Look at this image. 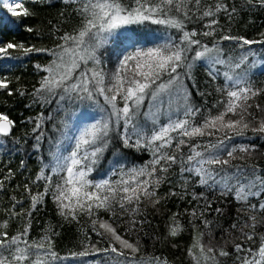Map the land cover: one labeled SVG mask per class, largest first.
Returning a JSON list of instances; mask_svg holds the SVG:
<instances>
[{
	"label": "snow or ice",
	"instance_id": "1",
	"mask_svg": "<svg viewBox=\"0 0 264 264\" xmlns=\"http://www.w3.org/2000/svg\"><path fill=\"white\" fill-rule=\"evenodd\" d=\"M63 2L67 7L75 5L72 15L76 24L71 31L59 33L57 29L54 48L0 42V60L18 59L13 53L51 55L47 64L34 65L47 75L41 77L38 87L34 86L31 103L26 107L41 100L48 104L53 100H87L97 104L103 114L79 130L67 155L57 146L51 165H44L35 177V181H45L42 192L33 191L28 183L23 185L27 208L23 199L11 197V206L4 209L6 218H0V264H59L101 252L109 254L113 264H170L163 255L142 251L140 240L130 241L124 233L134 230L137 224L142 229L149 223L143 208L155 210L162 201L172 198L191 208L185 207L183 213L171 212L163 239L174 240L185 231L180 217L186 215L192 236L183 251L189 264H264V165L257 162L264 153L254 141L232 143L235 137L243 138L248 133L264 139V103L258 102L264 98V86H257L252 79L253 69H264V53L253 47L264 48V32L259 34L260 39H251L221 25L222 15L232 21L244 9H264V0H243L239 10L230 0ZM0 5H6L15 17L35 16L21 3L0 0ZM47 6H52L50 0ZM193 22H200L201 27L189 29L188 24ZM149 26H163V31L140 30ZM172 29L178 35L169 32ZM25 31L31 34L36 30L26 26ZM101 50L121 53L113 71H105ZM197 61L207 63L211 79L223 77V83L215 89L220 98L206 115L193 103V90L201 97L211 95L200 92L194 82L192 69ZM11 84L7 76L0 77V90L9 96L14 94ZM16 94L29 95L19 89ZM173 100L177 103V118L170 114L167 123H161L165 106L172 112ZM148 103L151 108L145 110ZM141 118L151 121L152 129L145 130ZM26 119L35 125L33 132L38 134L33 147L39 151L43 114L34 121L32 117ZM16 127L17 122L9 114L0 112V138L13 136ZM149 149L151 159L142 166L125 171L120 164L119 153ZM109 151L117 154L118 167L112 175L120 178L89 179ZM173 166H179L180 183L162 196L159 188L171 183ZM49 167L59 175L58 181L45 174ZM13 178L9 169L0 178V190H5V182ZM195 187L204 191L196 192ZM216 191L218 201L238 205L233 222L227 229L220 228V237L215 234L218 221L209 219V215L225 217L227 212L223 204L213 207V200L206 194ZM45 197H51L58 215L69 224H79L87 216L91 231L100 239L93 243L85 232L81 250L60 255L54 239L60 233L51 226L39 239L31 238L34 213L45 204ZM101 211L111 216L104 219ZM123 215L130 217L128 229L116 223ZM13 220L23 221L22 226L12 230ZM102 240L107 246L97 247ZM171 247L179 245L173 242Z\"/></svg>",
	"mask_w": 264,
	"mask_h": 264
},
{
	"label": "trees",
	"instance_id": "2",
	"mask_svg": "<svg viewBox=\"0 0 264 264\" xmlns=\"http://www.w3.org/2000/svg\"><path fill=\"white\" fill-rule=\"evenodd\" d=\"M51 7L47 6L49 0H19V3L30 11L35 12V16L29 17H15L12 16L8 8L0 5V42L17 41L24 42L26 45H36L41 48H54L56 43V35L65 31H71L76 24V18L73 17V7H67L63 0H50ZM208 3L214 0H207ZM235 3L236 7L241 9L243 0H230ZM64 12L65 16L61 17L60 13ZM221 25L225 28L231 29L233 34L245 35L251 39H260V33L264 32V9H252L248 11L244 9L235 16V19L229 21L226 16L222 15ZM26 26L33 27L36 31L29 34L25 31ZM201 27L200 22H193L188 24V28ZM151 29H156L158 34L163 31V26H149L141 27L142 32H149ZM57 29L59 33H57ZM174 35V29L169 30ZM55 33V34H54ZM258 52L264 53V48L260 45L253 46ZM104 67L106 72H111L115 69L117 57L121 55L119 51H103ZM13 56H18V59H2L0 60V77L7 76L12 80L10 89L13 95H7L5 90H0V112H6L10 118L17 122V127L13 130V136L8 138H0V178L7 174L11 169L14 173V178L6 181V189L0 190V218L4 216V209L11 206V197L15 196L17 199L24 200V207L29 206L27 200V193L24 192L23 185L28 183L33 191H43L45 181H35L36 175L40 172L44 165H51L52 153L56 151L57 146L65 155L70 152L74 146V139L78 135L79 130L87 124L99 119L103 114L100 107L91 101H63L58 102L53 100L52 103L41 102L33 104L31 107L26 105L31 103V93L35 87L39 86V81L42 76L47 75L35 68V64H47L51 59V55L46 53H31L28 56L13 53ZM259 59V57H257ZM192 76L194 82L198 85L200 92L211 93V95L199 96L193 90V103L203 109V114H207L209 108L216 103L220 98V94L215 91L216 87L223 83V77L213 80L208 76V65L206 62L197 61L192 69ZM252 79L257 86H264V69L259 66L253 69ZM186 83H192L186 81ZM19 89L29 95L21 97L16 94ZM51 99V97H47ZM100 99V104H103V98ZM258 102L264 103V98ZM177 103L172 102V112L170 113L165 106L163 115L160 118L161 123H167V118L171 114L173 119H176L175 110ZM151 108V103L146 106L147 110ZM214 111V110H213ZM43 114L44 119L41 121V128L39 131L43 132V140L37 151L33 145L36 143L33 132L35 127L33 122H28L26 118L32 117L33 121ZM50 117V118H49ZM145 130L152 129L151 121H146L141 118L140 121ZM159 124L157 125V127ZM205 140L207 138H204ZM249 141H254L260 148V152L264 153V139L255 137L252 133H248L246 137H235L232 143L246 144ZM115 147V145H113ZM187 153V148L184 149ZM125 153H127L125 155ZM116 155L113 151L106 152L104 158L90 175L89 179L99 181L101 179H111L116 181L120 178L119 175H112V171L118 165L115 164ZM121 156L120 164L124 166L125 171L132 167H140L151 159V150H145L140 153H133L125 150L119 153ZM21 161H24V167H21ZM258 163L264 165V156H258ZM45 174L52 176L54 181L59 180V175L53 173L51 168L45 169ZM171 183H164L159 188V194L165 195L169 188L173 185H179V166H173V171L169 177ZM35 181V183H33ZM19 185L20 187H17ZM193 185H190V188ZM196 192L204 191L200 187H195ZM213 200V207H219L223 204L227 215L225 217H218L215 214H210L209 219L218 221V227L215 229V234L220 237L222 233L220 228L227 229L235 219L236 209L238 205L232 201H218L216 197L219 192L206 193ZM231 200V198H229ZM202 206V205H201ZM185 207L191 208V205L186 204L176 198L162 201V205L155 210L150 206L142 209L144 215L147 216L149 223L143 225L142 229L137 224L134 230L125 232L124 235L130 241L140 240L142 251L148 253L163 255L167 257L170 264H189V260L183 249L191 243L192 232L187 227L186 215L180 217V221L185 225V231L174 240H164L163 237L167 235V225L169 224V216L171 212L183 213ZM100 215L104 219H108L111 213L101 211ZM119 215V213H118ZM116 219V217H113ZM130 219L129 215H123L120 219H116V223L120 225L121 229H128ZM139 221L140 217H136ZM33 227L30 236L33 239H39L44 234V229L51 226L60 233L55 237L56 251L60 255H67L72 251H79L82 249L81 241L85 240L84 233L87 232L95 243L100 239L91 231V222L87 216H83L80 223L73 221L69 224L63 220L57 213L55 204L51 197H45V204L40 207L38 212L34 213ZM23 221L13 220L11 222L12 230L21 227ZM160 237L161 239H156ZM175 242L179 248H172L171 244ZM223 242V241H221ZM107 246V241L102 240L97 247L103 248ZM59 264H113V260L109 254L97 253L83 258H70L67 261L59 262ZM230 264V262H229Z\"/></svg>",
	"mask_w": 264,
	"mask_h": 264
},
{
	"label": "rangeland",
	"instance_id": "3",
	"mask_svg": "<svg viewBox=\"0 0 264 264\" xmlns=\"http://www.w3.org/2000/svg\"><path fill=\"white\" fill-rule=\"evenodd\" d=\"M19 3V0H7V3ZM3 6H5L6 8H7V6L6 5H3Z\"/></svg>",
	"mask_w": 264,
	"mask_h": 264
}]
</instances>
